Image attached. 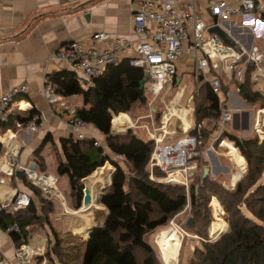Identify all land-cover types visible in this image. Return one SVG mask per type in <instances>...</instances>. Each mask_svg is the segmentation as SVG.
Listing matches in <instances>:
<instances>
[{
	"label": "trees",
	"instance_id": "trees-1",
	"mask_svg": "<svg viewBox=\"0 0 264 264\" xmlns=\"http://www.w3.org/2000/svg\"><path fill=\"white\" fill-rule=\"evenodd\" d=\"M254 70L255 67L249 64L243 82L234 77L226 82V76L221 77L223 93L225 91L223 108H228L232 86L247 106L264 110V94L252 87ZM144 79V70L133 67L126 58L109 65L87 89L83 88L75 72L66 70L50 76L57 94L65 98L74 95L83 97V105L75 109L73 119L89 123L106 138L105 146L96 145L95 138L80 141L69 136L61 139L64 158L59 161L57 174L69 177L70 208L75 211L81 209L85 181L90 176L107 162L116 169L115 173L111 169V178L114 175L112 185L100 201L108 216L102 226L93 229L84 246L74 234L63 233L55 226L53 214L57 211L58 201L47 199L24 173L22 179L39 200V208L31 200L27 208L16 213L0 209V227L13 236L19 248L29 244L30 227L48 228L51 235L48 233L44 255L38 258L40 264L44 259L53 264H161L149 236L165 228L191 203L192 220L188 229L208 239L213 222L210 203L216 197L228 214L226 222L230 230L217 241L204 242L196 248L190 264H264V140L245 138L228 129L220 135L217 144L227 141L240 151L248 163L246 172L232 190L225 188L220 179H213L212 171L203 179L204 167H209L208 162H205L206 166L199 165L200 160L197 168L190 173L188 188L182 184L160 182L166 175L159 169H154L153 173L149 169L154 141L143 138L142 132L137 129L115 133L112 127L114 116L128 114L136 120L141 109L147 106L149 97L147 81L142 85ZM192 104L193 124L188 135L197 137L205 146L210 137L219 131L223 113L220 99L205 82ZM35 114L39 113L34 109L15 112L3 128L28 125ZM161 116L162 112L157 109V124H160ZM116 155H124L127 161L114 160ZM35 157L39 165L44 162L41 150L35 152ZM128 194L131 202L128 201ZM15 224L19 232L11 230ZM88 232L84 231L86 238Z\"/></svg>",
	"mask_w": 264,
	"mask_h": 264
},
{
	"label": "built area",
	"instance_id": "built-area-1",
	"mask_svg": "<svg viewBox=\"0 0 264 264\" xmlns=\"http://www.w3.org/2000/svg\"><path fill=\"white\" fill-rule=\"evenodd\" d=\"M198 3L202 6L204 4V12L214 20L217 27H220L222 22H230L247 14L264 18V0H133V26L137 40L113 37L109 33L100 32L93 36V43L98 46L106 42L107 47L88 48L80 41H72L62 46L55 58L78 75L85 89L91 87L93 80L101 77L109 65L117 64L126 58L133 67L148 73L146 90L155 99L165 98L172 88H179L176 95L181 99L185 88H180L176 80L180 60L184 55H188L194 60V77L198 86L208 82L220 99L223 113L218 133L221 135L227 131L234 119V113L228 108H223L225 96L221 77H234L238 82H243L247 67L252 64L255 67L253 82L264 81V50L259 45L245 48L224 42L218 34L210 32L213 26L207 23V19L204 20L205 14L200 10ZM47 80L46 97L51 104L57 103L60 99L54 92L56 86L51 83L50 78ZM27 93L28 85L23 84L0 95V126L8 124L15 112L33 110L31 104L23 99ZM61 105L66 106L65 103ZM261 112L264 110L258 112L254 126V132L260 141L264 140V114ZM73 113L74 111L70 118L68 117L70 136L80 141L90 138L87 130L91 125L80 119L74 120ZM121 115L114 116L112 127H115L114 121ZM183 116L188 122V111L186 113L180 103L173 108L166 106L160 124L155 123L152 114L149 116L150 123L148 121L145 127L155 143L149 164L151 173L154 169H159L166 175L160 182L182 184L188 188L190 173L197 168L198 161H202L204 147L197 137L188 135L189 127L182 122ZM42 126V117L35 114L28 125L18 124L16 127L4 128L0 135V143L5 149V156L0 163V186L6 183L7 178L15 177L19 171L23 172L34 186L41 189L45 197L49 194L50 200L62 199L56 177L39 176L35 170L21 164L19 160L21 146L18 142V132L24 130L35 134L41 131ZM179 135L176 141H170ZM223 144L224 141L221 145ZM96 145L101 144L96 141ZM114 160L127 161V158L124 155H116ZM151 178L153 179V176ZM215 199L213 197L211 201L213 209ZM30 203L31 197L28 194L18 192L9 202L2 204L0 209L16 213L27 208ZM63 215L59 213L55 216L60 218ZM11 230L20 231L17 224ZM32 253L29 247L24 246L17 256L24 263H28ZM6 263L5 259L0 258V264Z\"/></svg>",
	"mask_w": 264,
	"mask_h": 264
},
{
	"label": "crops",
	"instance_id": "crops-1",
	"mask_svg": "<svg viewBox=\"0 0 264 264\" xmlns=\"http://www.w3.org/2000/svg\"><path fill=\"white\" fill-rule=\"evenodd\" d=\"M132 1L0 0V95L9 92L17 86L27 84L28 93L23 99L29 102L43 119V126L40 132L35 134L24 130L18 132V142L21 146L19 159L21 164L29 168L35 166V171L39 168L44 169L47 165L46 153L48 151V154H55V173L57 174L59 161L64 158L60 141L70 136L68 117L70 118L72 112L82 105L73 108L68 107L64 100L65 97L57 94L56 90L54 92L58 95L60 101L53 104L48 101L46 97L47 79L55 73L69 70L67 65L57 60L55 56L62 46L72 41H80L88 48L97 47L102 49L107 47L108 43L106 42L98 46L93 43V36L100 32L109 33L113 37H122L132 41L137 40L134 34ZM200 9L202 11L205 9L204 4ZM208 21L212 24L213 28L223 30L227 37L234 41L231 42L239 47L250 48L252 45H259L257 37L264 34L263 30H260L259 22L254 27L252 26V17L243 16L244 25H239L236 19L230 22H222L220 27L215 26L214 20L209 18ZM237 25L240 27H237ZM246 25L250 27L245 28ZM179 71H189L194 77L193 58L184 55L179 63ZM251 80L254 90L264 94V81L254 83L253 79ZM176 84L181 86L179 75ZM191 92L193 91L187 89L184 95L188 96ZM163 101L161 100V103ZM61 103H65L66 106L63 107ZM189 103H191V97L189 98ZM162 105H164V102ZM228 109L238 119H235L227 129L245 137L247 135L246 131L250 129L252 124V109L243 101L239 102L236 99H230ZM156 110L152 108V111L156 112ZM28 111H31V109ZM123 116L126 117L129 124L127 121L120 120L119 117L118 123L122 122L124 125L120 126L117 124V128L113 127L115 133L119 131V133L125 132L128 129L143 130L149 136V139H151L145 125L139 126V120L136 121V119L134 121L128 114H123ZM192 124L193 121L188 122L189 130ZM3 131V126H0V135ZM181 132L184 133L185 131L181 130ZM87 134L90 138H95L101 145L105 144L106 138L92 126L87 130ZM219 137V133L213 134L203 148L202 160L209 162L211 165L213 163L209 157L213 155L212 151L218 157L221 156V153L217 151L223 147V145L217 144ZM226 142L224 141V143ZM39 150H41V156L44 160L40 165L38 159L35 157V152ZM239 154L241 156V153ZM4 156L5 149L0 143V163ZM219 165L220 168L227 167L226 165H222V163H219ZM211 171L213 179H220L222 177V172H219L218 168L211 169ZM17 173L15 177L7 178L6 183L0 186L1 205L9 202L18 192H22L28 194L39 208V200L26 187L25 181ZM223 174L225 175L226 173ZM222 180L224 181L223 177ZM69 194L70 188L66 194L61 193L62 199L55 198L58 201L57 211L53 214V219L56 222L55 226L60 228L63 233L69 232L76 235L75 230L78 227V222L83 219L87 224L81 229V234H83L84 231L93 228V226H89H91L93 220L97 219V216L91 214L92 216L88 217L84 213L85 211L71 209L68 201ZM59 213H63L64 215L56 218L55 215ZM28 230L29 244L27 247L33 253L29 258V262L24 263L17 256L21 248L16 246L13 236L0 227V258L5 259L7 261L6 264H40L41 260L38 258L44 255L49 239L48 233L51 235V232L48 228L42 229L40 226H32ZM50 240L53 241L54 239L50 237ZM86 240L87 238H83V246ZM42 264L53 263L48 259H44Z\"/></svg>",
	"mask_w": 264,
	"mask_h": 264
},
{
	"label": "rangeland",
	"instance_id": "rangeland-1",
	"mask_svg": "<svg viewBox=\"0 0 264 264\" xmlns=\"http://www.w3.org/2000/svg\"><path fill=\"white\" fill-rule=\"evenodd\" d=\"M198 5L200 7H202V5L200 3H198ZM200 10L202 11V9H200ZM203 13L205 14V16L203 17L204 20L207 19V23L209 24V21H208L209 17L207 16V14L205 12H203ZM245 16H247L249 18H251V17L253 18V24H252L253 27L257 24V22H259L260 23V30L261 31L263 30V32H264V21L262 19L258 18L254 14H247ZM236 20L238 21L239 25H244L245 24L243 22V16L237 17ZM237 27H240V26L237 25ZM229 35L231 37H233L231 34H229ZM257 39H258L257 42H258L259 46L261 47V49L264 50V36H263V34L260 35V37L258 36ZM229 40L233 41L231 39H229ZM178 75H179V78H181V87L180 88H185V91L187 89H189L190 91H193V92H191V94H189L188 96L183 94L182 98L179 99L177 97V95H176V93L178 92L179 88H172L171 91L168 94L165 95V98H163V97L161 98L160 97L158 99H155L153 97V95L150 92L147 91V95L149 97V102H148V104H147V106L145 108L141 109V112L139 113V116L137 117L136 121L139 120V122H140V125L138 124L139 126H141V125L143 126V125L148 124V121L150 123L149 116H151L152 114H153L154 120H155V111H152V108L153 109H158L159 112L163 113L166 110V106L168 108H173L178 103L181 104V106L183 107V110H186V113L188 111V116H189L188 117V122L189 121H193L192 120V112L194 111V106H193L192 103H193L194 97L199 92L201 86L203 84H205V83H202L200 85V87H199L198 83L196 81V78H194L192 73L189 72V71H185V72H180L179 71ZM211 75H213V74H211ZM226 77H225L226 82L231 81L230 78L227 79L228 77L227 78ZM231 91H232V94H231ZM224 94H225V91H224ZM228 96H229L228 103L230 102V99L231 100L232 99H236L239 102H242V100L239 97L236 89L233 88L232 86H231V89L229 90V95ZM190 97H191V103H189V98ZM163 99H165L164 105H162L163 102L161 103V100H163ZM64 100H65V103L70 108L83 105V97L81 95L70 96V97L64 98ZM159 104H160V106H158ZM251 109H252V119H251V123L252 124H251L250 129L248 131H246L247 135L245 136V138H247V137H257V135L254 132V126L256 124V118H257V114H258L259 110H256L254 108H251ZM147 117H148V119H147ZM118 121L119 120H116V123H114V125L115 124L117 125ZM155 123L157 124L156 120H155ZM115 127L117 128L118 125L115 126ZM113 132H115V131H113ZM141 132H142L143 138L150 140L149 136L146 134L145 131L141 130ZM121 133H123V132H121ZM179 137H180V135L179 136H175V137H173V140L170 139V141H176ZM258 140L260 141V139H258ZM262 141H260V142H262ZM226 146L229 147V149L237 156V158L240 161H242L240 159V157L238 156V153H237V151H239V150L236 149L231 144H229L228 142H226V143L223 144V147L220 150H217L219 153H221V156L218 157L217 154L214 151H212V154L214 156L211 155L209 158H210V160L212 161L213 164L211 165L208 162V167L210 169L218 168L219 172H222L221 175H222V177L224 179V181H223L222 177H221L220 178L221 179L220 182L222 183V185L225 188L232 190L235 187L233 185L232 176L234 177V174L236 173V171H238V168H237L238 166H237L236 162L233 161V159H230L227 156L226 150L224 148ZM51 154H48V151H47V153H46V155H47V165L45 166L44 169H40L39 168L36 172H37V174L39 176H47L48 175V176L56 177V179L58 180V182H57L58 189L60 190V192L62 194H66L69 191V188H70L69 187V177L67 175H58V174L55 173V162H54L55 154L54 153H51ZM109 154L112 155L110 152H109ZM219 163L220 164L222 163V165H226L227 167H221L220 168ZM242 163H243V161H242ZM246 163H247V161L244 159V166L242 167V171H243L242 173L245 172L246 167L248 166V163L247 164ZM199 165L206 166V163H205L204 160H202ZM205 168H207V167H204V170H205ZM102 169L107 172L106 176L102 175V170L100 169L99 170L100 172L98 171L99 174H95V175L93 174L92 176H90L85 181V186H90V184H91L93 195L94 194L96 195V194L99 193V195H98L99 197L98 198H97V196H93V201L95 200L96 205L101 207L99 209H96V208L92 207L90 210L84 212V213H86V215H88V217L93 212L98 214V216L95 215V216H97V219L93 220L91 226H89V227H92V226L93 227L94 226L99 227L100 225H103L105 223L106 217L108 216L107 209L101 204L100 201H101V199L103 197L104 192L106 191L108 186L111 184V173L114 172L115 167L110 162H107L106 165ZM111 169L113 170V172H111ZM150 171H151V169H150ZM223 173H226V174L224 175ZM101 194H102V196H101ZM96 198H97V200H96ZM216 199L213 202L214 209H213V207L211 206V203H210V206L212 208L213 222H212L211 226L209 227V238L208 239L201 238L196 233H194L193 231H190L188 229V223H189L190 220H192L191 203L188 204V206L186 207V209L184 211H182L181 213L176 215L169 222V224L165 228H163V229H161V230H159V231H157V232H155V233H153L152 235L149 236V240L154 245V247H155V249H156V251L158 253L159 260H160L161 264H167V263L163 259L161 250H160V248H159V246L157 244V239H158L159 236H160L159 239H167L168 237H170L172 235V233L177 234V236L180 237L181 248L179 250V255H178L177 261L173 262V264H190L191 263V259L193 257V254H194L196 248L201 247L204 242L217 241L218 238L223 233H227L230 230L229 229V225L226 222V218H227L228 214L224 210V207L221 205L219 200L218 199L216 200ZM218 223H220V224H218ZM85 224L86 223L84 222L83 219L79 220L78 227L75 230V234H76L75 236L77 238H79V240L81 242L83 241V238L86 239V237L84 236L85 233L81 234V231H82L81 229L83 228V226ZM170 228H173V229H176V230L171 231V230H169ZM213 228H215L217 230V235H218L217 238H214L213 235H212V229Z\"/></svg>",
	"mask_w": 264,
	"mask_h": 264
},
{
	"label": "bare ground",
	"instance_id": "bare-ground-1",
	"mask_svg": "<svg viewBox=\"0 0 264 264\" xmlns=\"http://www.w3.org/2000/svg\"><path fill=\"white\" fill-rule=\"evenodd\" d=\"M119 119V117H117L116 119H115V121H114V123H116V120H118ZM120 120H122V121H124V122H126L127 121V119H126V117L125 116H123V114L120 116ZM182 121H184L183 123H185L186 124V126H188V122H187V119L184 117L183 118V120ZM127 123H128V121H127ZM117 124L118 125H120V126H123L124 124L122 123V122H117ZM129 124V123H128ZM114 126H116V124L114 125ZM225 148V150H226V153H227V156L230 158V159H233V161H235L236 162V164H237V168H238V171H236V173L234 174V177H233V182H237L239 179H240V177L242 176V167L244 166V164L242 163V161H240L238 158H237V156L229 149V147H224ZM240 158H241V160H242V156H240ZM98 174H99V172H98ZM106 174H107V172L105 171V170H102V175H104V176H106ZM113 177V176H112ZM175 177V176H174ZM111 180H112V178H111ZM90 188H91V190H92V186H91V184H90V186H89ZM92 195H93V193H92ZM99 195V193L98 194H94L93 196H98ZM95 202V200L93 201V203H92V207L93 208H96V209H99V208H101V207H99L98 205H96V202ZM84 212V211H83ZM92 214H95V215H97L98 216V214L97 213H95V212H93ZM87 225V224H86ZM95 227V226H94ZM92 229V228H91ZM90 229V230H91ZM89 230V231H90ZM169 230H171V231H174V230H176V229H173V228H170ZM88 234H89V232H88ZM212 235H213V237L214 238H217V230L215 229V228H213L212 229ZM160 238V236L158 237V239H157V244H158V246H159V248H160V250H161V253H162V256H163V259L165 260V262L167 263V264H173V262H176L177 261V258H178V255H179V250H180V248H181V243H180V237L179 236H177V234H175V233H172V235L170 236V237H168L167 239H159ZM88 239V238H87Z\"/></svg>",
	"mask_w": 264,
	"mask_h": 264
},
{
	"label": "water",
	"instance_id": "water-1",
	"mask_svg": "<svg viewBox=\"0 0 264 264\" xmlns=\"http://www.w3.org/2000/svg\"><path fill=\"white\" fill-rule=\"evenodd\" d=\"M210 32L218 34L219 37H220L224 42H226V43H231V41L227 38L226 33H225L223 30H221L220 28H213V29L210 30ZM147 79H148V73H145V79L142 81V85H144V84L146 83ZM235 119H238V117L234 116L233 121H235ZM112 124H113V123H112ZM31 169H32V170H35V166H31ZM246 170H247V167H246ZM246 170H245V172H246ZM210 171H211V170H210L209 168H205L202 178L205 179V178L209 175ZM115 172H116V170L114 169V173H115ZM245 172H244V173H245ZM244 173H243V174H244ZM94 174H98V171H96ZM243 174H242V175H243ZM17 175H20L21 177H23V172H18ZM113 177H114V175H113ZM113 177H112V180H111V184L108 186V188L112 185ZM241 178H242V176L240 177V179H241ZM240 179H239V180H240ZM239 180H238V181H239ZM238 181H237V182H238ZM237 182H235V183L233 182L234 186L236 185ZM162 183H165V182H162ZM108 188H107L106 191L104 192L103 196H105V194H106ZM83 194H84V196H83L82 207H81V209H80L79 211H88V210H90V209L92 208V203H93V195H92V190H91V188H90L89 186H85V188H84V190H83ZM46 198L49 199V198H50V195L47 194V195H46ZM49 200H50V199H49ZM128 201L131 202V198H130V195H129V194H128ZM97 226H98V225H97ZM100 226H102V225H100ZM94 228H96V226L93 227V228L89 231L88 239H89V237H90V235H91V233H92V231H93ZM88 239H87V240H88Z\"/></svg>",
	"mask_w": 264,
	"mask_h": 264
}]
</instances>
